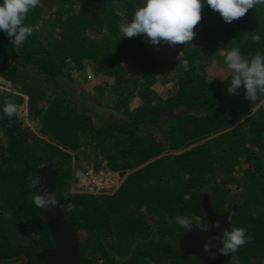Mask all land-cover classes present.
Returning a JSON list of instances; mask_svg holds the SVG:
<instances>
[{
  "label": "trees",
  "instance_id": "1",
  "mask_svg": "<svg viewBox=\"0 0 264 264\" xmlns=\"http://www.w3.org/2000/svg\"><path fill=\"white\" fill-rule=\"evenodd\" d=\"M142 3L40 0L25 17L34 31L21 46L0 31V264H43L36 255L53 248L33 203L38 188L28 187L45 164L56 173L80 264H204L183 256L178 243L189 229L176 223L185 216L206 230L204 197L216 215L235 206L229 230L251 237L223 264H264V95L251 102L243 88L228 94L224 60L233 47L249 58L264 51V9L228 24L205 4L189 44L156 46L144 34L122 37ZM215 62L226 69L219 80L210 75ZM88 69L100 100L81 111L66 88L72 73ZM6 101L31 124L18 111L4 116ZM87 159L95 172L117 173L116 188H78Z\"/></svg>",
  "mask_w": 264,
  "mask_h": 264
},
{
  "label": "clouds",
  "instance_id": "2",
  "mask_svg": "<svg viewBox=\"0 0 264 264\" xmlns=\"http://www.w3.org/2000/svg\"><path fill=\"white\" fill-rule=\"evenodd\" d=\"M39 4L40 0H0V31L12 38L11 42H14L16 46H21L32 35L33 27L25 25L24 20L27 14ZM205 4L211 10L218 12L222 20L228 24L244 17L250 9H264V0H143L142 5L135 8L131 15V21L128 19L122 25V37L132 38L144 34L149 38L150 43L156 46H159L161 42L169 46L189 44L196 35L194 29L202 19L201 13ZM252 39L256 43H260L262 36L256 33ZM224 60L231 71L227 87L228 94L236 96L243 88L245 99L251 102H255L260 95H264V51L257 52L249 58L241 52L239 47H233L226 52ZM16 111V105L11 101H6L2 107L3 115L9 118ZM89 171L93 174L108 172L117 175L119 179L117 173L105 170L95 172L92 166L87 167L85 173L78 170L75 175L81 181ZM80 181L77 184L78 188H80ZM37 183V178L32 179L28 186L29 189H35ZM71 195L74 193L66 192L64 199H68ZM33 203L38 208L48 209L58 205L60 198L50 193L47 195L35 194ZM176 223L185 230L192 226L191 220L185 216L177 217ZM219 226L220 224L217 222L216 227ZM250 239L251 237L246 235L245 228L232 227L225 233L223 246L219 250L220 254L229 256L236 253ZM210 248L211 246L206 244L204 251L214 256L210 252Z\"/></svg>",
  "mask_w": 264,
  "mask_h": 264
},
{
  "label": "water",
  "instance_id": "3",
  "mask_svg": "<svg viewBox=\"0 0 264 264\" xmlns=\"http://www.w3.org/2000/svg\"><path fill=\"white\" fill-rule=\"evenodd\" d=\"M39 194L56 195V173L50 164H45L36 169ZM202 208L209 222L206 230L191 226L188 232L179 240L178 247L184 257L195 256L204 264H223V255L220 248L223 238L229 230L235 217L236 207L225 215H216L209 204L207 197L202 200ZM47 220V227L53 241V248L41 251L36 255V260L43 264H80V249L77 236L72 227L64 220L59 205L43 209ZM217 222L220 226L216 227ZM210 245L211 256L204 251L205 245Z\"/></svg>",
  "mask_w": 264,
  "mask_h": 264
},
{
  "label": "rangeland",
  "instance_id": "4",
  "mask_svg": "<svg viewBox=\"0 0 264 264\" xmlns=\"http://www.w3.org/2000/svg\"><path fill=\"white\" fill-rule=\"evenodd\" d=\"M213 66L212 72H210V75L215 76V79H221L224 76L225 68H223V63L215 62L212 64ZM71 79H73V82H71L66 90L68 91L71 99L77 103L78 109L81 111L87 110L90 106L96 108L97 100H100V97H97V94L92 90V87L97 83V79H93V75L91 74V69H88L85 71L84 74L78 75L75 73L71 74ZM93 85V86H92ZM157 88V87H156ZM108 90V89H107ZM157 90H159L157 88ZM160 91V90H159ZM80 94H83L84 99L79 98ZM104 104H107L110 102V96L102 99ZM138 101L135 100L132 102L131 107L137 106ZM262 106L264 107V101L262 102ZM100 110H104L106 108H99ZM20 115L21 121L25 124H31V122L27 121L22 114H20L19 109H17ZM88 168L93 166V163L89 161V159L84 160L83 162Z\"/></svg>",
  "mask_w": 264,
  "mask_h": 264
},
{
  "label": "built area",
  "instance_id": "5",
  "mask_svg": "<svg viewBox=\"0 0 264 264\" xmlns=\"http://www.w3.org/2000/svg\"><path fill=\"white\" fill-rule=\"evenodd\" d=\"M118 180L117 175L108 172L93 174L89 171L83 180L80 181L79 186L85 192L94 193L112 189L118 184Z\"/></svg>",
  "mask_w": 264,
  "mask_h": 264
}]
</instances>
